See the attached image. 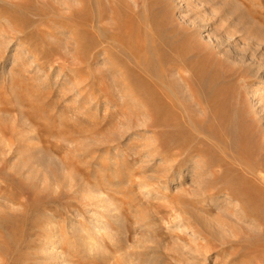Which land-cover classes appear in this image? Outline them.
Returning a JSON list of instances; mask_svg holds the SVG:
<instances>
[{
  "label": "rangeland",
  "instance_id": "374dc122",
  "mask_svg": "<svg viewBox=\"0 0 264 264\" xmlns=\"http://www.w3.org/2000/svg\"><path fill=\"white\" fill-rule=\"evenodd\" d=\"M90 3L84 32L64 18L79 2L0 0V264H264V217L200 189L212 179V155L167 171L175 162L157 148L162 128L135 109L147 93L131 96L138 79L127 75L157 61L155 45L168 53L171 42L186 44L196 69L218 73L227 106L246 108L240 120L263 133L251 138L264 153V0ZM140 27L148 49L135 58ZM170 79L183 84L177 71ZM180 202L226 243L202 247L205 229ZM229 217L231 226L219 225Z\"/></svg>",
  "mask_w": 264,
  "mask_h": 264
},
{
  "label": "bare ground",
  "instance_id": "6f19581e",
  "mask_svg": "<svg viewBox=\"0 0 264 264\" xmlns=\"http://www.w3.org/2000/svg\"><path fill=\"white\" fill-rule=\"evenodd\" d=\"M62 1L60 0V3ZM73 1L74 3L79 2L80 6L76 8L68 4V12L64 18L66 21L79 25L85 32V27L94 20L93 10L91 11L92 3H90V0ZM108 1L110 5L113 4V0ZM13 25L20 31L23 30L22 21L19 18L14 21ZM128 29L132 31L131 23ZM135 32L137 31L135 30ZM121 35V31L116 33L115 36L118 41L122 40ZM147 46L146 41L142 38V28L140 27L137 32L136 46L129 47L131 56L137 58L138 52L145 53L147 51ZM155 49L158 55L157 63L147 59L143 66L139 61L140 75L135 76L134 73L127 75L133 81L136 77L138 79V81L130 83V87L133 89L131 96H137L140 91L147 93V96L137 98L140 102L137 104L134 102L136 104L135 109H138L137 106H141L148 111V115H150V121L147 122L148 126L162 128L157 148L165 151L166 157L172 158L175 162V165H169L167 171L180 170V167L186 162L185 160L192 156H199L202 153L212 155L215 159L210 163L212 169L209 172L212 179L207 182L208 186L206 184V187L201 184L200 189L206 190L207 188L206 191L221 192L231 200L236 198L242 204V211L247 215H252L255 221L258 217H264V153L259 149L260 144L256 147L257 149L252 146L254 145L252 139L254 138L253 140L258 143V139L263 133L261 131L256 133L255 130L250 132L252 128L249 123L245 125L242 123L240 119L242 115H245L246 108L242 107L241 103L234 106L233 109L227 106L224 92L214 82V78L217 77L218 73H215V76L208 77V75H204V69H196L192 62L184 57L188 53L186 44L184 45L178 41L171 42L169 54L157 45H155ZM187 70L190 73L189 76L186 73ZM171 71H177L179 79L183 82L181 87L176 84V81L170 79ZM146 75L152 78L151 81L146 80ZM152 75L156 76L157 79L153 81ZM263 80L264 76H261V81ZM257 91L258 88H254L253 92ZM187 99L199 105L202 112L201 117L192 114ZM129 101L127 100V102ZM152 106H154V111L149 109ZM252 136L254 137L251 138ZM218 152L219 155L217 156L216 153ZM182 155H185V158H182ZM214 166L221 169H215ZM256 203L262 207L257 206ZM178 209L181 210L183 216L185 214L189 219L191 218L194 221L196 219L197 225L201 224L204 227L205 232L202 237H204L206 243L202 247L209 248L213 241L212 238L223 239L219 236L217 229L213 230L215 227L207 226L205 222L200 221L194 214L189 212L185 203L180 202ZM142 217L144 226L152 225L153 214L151 212H145ZM235 217L236 222L241 220L240 216ZM229 218V221H221L219 225L231 226L230 221L232 223L233 218ZM87 240L85 241L87 242ZM221 241L222 244L226 243V240ZM235 242L238 243V241ZM92 243L93 241H90L89 245ZM95 245L94 247H96ZM94 247L92 248L98 249V247ZM115 259L117 260V258ZM152 261L155 262L156 259ZM175 261L177 260L175 259Z\"/></svg>",
  "mask_w": 264,
  "mask_h": 264
}]
</instances>
